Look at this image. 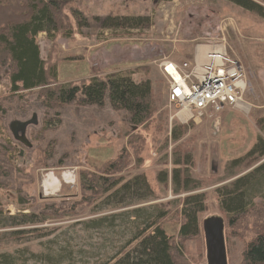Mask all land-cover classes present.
<instances>
[{"label":"rangeland","instance_id":"374dc122","mask_svg":"<svg viewBox=\"0 0 264 264\" xmlns=\"http://www.w3.org/2000/svg\"><path fill=\"white\" fill-rule=\"evenodd\" d=\"M60 1L65 14L70 16L72 10L82 13L78 25L70 16L66 20L72 27L69 36L61 33L48 37L39 32L34 37L39 57L54 64L56 84L80 80L87 83L94 76L115 79L127 74L134 81L132 90L138 93L139 84L150 80L152 90L160 95L156 106L160 118L154 128L135 126L128 114L113 109L107 98L101 106L69 104L56 109L43 103V87L30 89L26 95L9 93L8 67L1 68L0 145H11V149H0V210L3 218L16 219L0 220V256H10L13 264H114L125 254L131 255L137 245V240L132 239L135 225L127 213L142 209L138 222L142 228L146 224L142 219L164 212L157 222L175 244L183 198L202 194L205 208L197 214L199 234L177 250L188 264H206L202 221L208 216H220L227 264H240L251 239L264 233V172L252 181L255 194L248 193L243 198L248 207L245 215L231 224H225L217 189L248 175L264 162L263 156L248 168L230 165L251 150L257 137L264 139V132L256 125L264 106L250 105L264 103L260 90L255 88L264 70V21L226 0ZM108 15L143 16L149 28H103L99 21ZM215 44L224 45L228 55L244 68L249 82L244 96L248 106L243 110L224 108L219 113L207 112L195 121L180 122L174 117L177 109L166 101V80L158 66L165 60L189 61L194 53L202 55ZM48 86L52 85L44 87ZM15 121L28 123L23 134L16 131L26 144L15 141L10 133L9 126ZM175 126L184 131L171 140ZM152 132L158 134V144L151 140ZM136 133L145 136L142 161L134 159L128 144L135 140L132 136ZM122 147L130 163L117 174L121 178L119 185L138 174L146 173L153 179L162 170L167 174L166 186L151 182L153 192L144 200L136 194H118L108 199L111 189L91 204L83 203L82 199L92 193L81 188L82 171L93 173ZM174 152L182 158L189 155L191 162L185 164L180 158L179 167H174ZM178 168L188 176L189 183L187 190L174 192L170 175ZM71 170L75 171L73 184L61 179L64 171ZM47 173L52 174H48V182L43 181ZM53 203L56 209L66 211L64 216H46L45 207L50 205L53 210ZM29 215H33L30 220L34 223L12 225L23 220L18 216ZM103 218L100 223H89Z\"/></svg>","mask_w":264,"mask_h":264},{"label":"trees","instance_id":"16d2710c","mask_svg":"<svg viewBox=\"0 0 264 264\" xmlns=\"http://www.w3.org/2000/svg\"><path fill=\"white\" fill-rule=\"evenodd\" d=\"M227 2L245 10L254 13L257 17L264 21V0H226ZM82 13L77 10L70 11L72 20L78 25V20ZM70 16L63 12L60 0H0V69L4 66L8 67V81L10 83L9 93L22 92L26 95V91L43 87L41 90L44 94L43 103L52 105L59 109L69 104L74 105H97L101 106L105 98L108 99L111 107L115 110L125 111L129 116V121L135 126L147 125L154 128V123L160 118L156 114V106L160 95L152 90L151 81L144 80L139 84L140 92L132 90V82L134 81L127 74L126 76H115L112 79L109 76L91 77L79 82H72L67 85L56 84L54 75V64L49 65L39 57V47L35 42V36L39 32H45L48 37L61 34L69 36L72 33V27L67 22ZM67 20V21H66ZM100 26L110 29H147L149 28L146 17L143 16H112L108 15L99 21ZM143 70L148 73L147 68ZM47 85H52L44 87ZM80 95L81 99L78 98ZM9 95L3 100L8 99ZM256 125L260 132H264V114L257 119ZM184 128L181 126L173 127L171 131V140H176ZM146 136L147 133L144 132ZM157 133L152 132L151 140L159 143ZM145 136L136 133L132 136L135 140L129 141L131 153L136 161H142V154L145 152ZM137 138V139H136ZM11 149V145H0V149ZM264 156V139L257 137L255 144L251 150L247 151L244 156L235 158L231 161V166L242 164L244 167H250ZM172 164L179 167L180 154L174 152ZM183 163L191 162L189 155H184ZM129 154L124 147L116 151L112 160L105 161L98 165L96 171L85 174L82 171V190L91 192L87 199H82L83 203L91 204V202L103 195L104 192L113 189L112 193L107 197L114 199L118 194H136L141 196L140 199H146L147 195L153 192L151 182L167 184V174L165 171L159 170L153 179H150L146 173L138 174L132 179L127 180L120 185L117 183L121 178L117 176L122 172L127 164L129 165ZM184 170V169H183ZM264 172V162L253 168L248 175L235 179L228 185H224L217 189L220 197V211L225 213V224H231L245 215L247 204L244 202V196L248 193L254 195L256 189L252 181H257L260 172ZM171 186L174 192H178L180 188L188 189L189 178L182 175L181 169H174L170 175ZM144 193V194H143ZM143 194V195H142ZM50 207V205H48ZM46 206L48 217H62L65 210L55 208L53 210ZM77 207V202L73 203ZM205 204L202 194L187 195L183 198L179 214L181 221L177 227L176 243L173 244L172 236H168L165 230L157 220L164 216V212L142 219L146 221L145 226H139L140 212L142 209L132 210L130 215L135 225L133 238L137 240V245L130 253L125 254L122 259L114 264H188L181 252L177 250L186 241L194 239L199 234L197 214L204 210ZM73 213V210H69ZM139 213V214H138ZM3 212L0 210V220L6 222L15 217L3 218ZM2 217V218H1ZM23 218L21 222H13L17 224H32L30 220L33 215L18 216ZM134 219V220H133ZM25 220V221H24ZM105 218L98 221L89 222L96 224L104 221ZM152 229L146 235L144 231ZM13 259L2 254L0 256V264H13ZM240 264H264V233L255 235L245 248Z\"/></svg>","mask_w":264,"mask_h":264},{"label":"built area","instance_id":"2783aa9c","mask_svg":"<svg viewBox=\"0 0 264 264\" xmlns=\"http://www.w3.org/2000/svg\"><path fill=\"white\" fill-rule=\"evenodd\" d=\"M202 53H194L189 62L165 60L158 66L166 80L168 106L177 109L174 117L180 122L195 121L207 112L219 113L224 108L243 110L247 106L244 95L249 84L240 63L228 55L222 44L210 45ZM74 172L64 171L61 179L73 184ZM48 174L51 173L43 181L49 180Z\"/></svg>","mask_w":264,"mask_h":264},{"label":"water","instance_id":"95a60500","mask_svg":"<svg viewBox=\"0 0 264 264\" xmlns=\"http://www.w3.org/2000/svg\"><path fill=\"white\" fill-rule=\"evenodd\" d=\"M27 124L26 122L17 121L10 124V133L15 141L19 140L16 136V131L23 134ZM22 141L26 144L24 138H22ZM223 224V219L220 216H208L202 221L201 227L204 235L206 264H227Z\"/></svg>","mask_w":264,"mask_h":264},{"label":"crops","instance_id":"0c3cea01","mask_svg":"<svg viewBox=\"0 0 264 264\" xmlns=\"http://www.w3.org/2000/svg\"><path fill=\"white\" fill-rule=\"evenodd\" d=\"M254 70H257V68H255ZM263 72H261V74L258 76V80H260L257 84L256 87L258 90H260V93L262 94V100L264 101V70H261ZM250 105L253 106H264L263 102H253L250 103Z\"/></svg>","mask_w":264,"mask_h":264},{"label":"bare ground","instance_id":"6f19581e","mask_svg":"<svg viewBox=\"0 0 264 264\" xmlns=\"http://www.w3.org/2000/svg\"><path fill=\"white\" fill-rule=\"evenodd\" d=\"M50 175H52V174H50ZM53 177V176H52ZM50 178V177H49ZM49 180H47V182H48ZM52 181H54L55 182V179L53 178V180ZM51 183H53V182H51ZM58 184V183H57ZM52 185H54V184H52Z\"/></svg>","mask_w":264,"mask_h":264},{"label":"flooded vegetation","instance_id":"af4514ba","mask_svg":"<svg viewBox=\"0 0 264 264\" xmlns=\"http://www.w3.org/2000/svg\"><path fill=\"white\" fill-rule=\"evenodd\" d=\"M17 127H18V129L20 128L19 126H17ZM9 128H10V126H9ZM19 130H21V129H19ZM19 140H20L21 142H23V141H22V138H19Z\"/></svg>","mask_w":264,"mask_h":264}]
</instances>
